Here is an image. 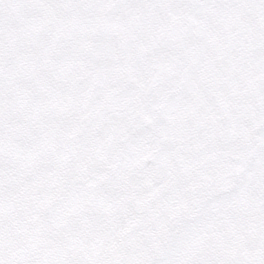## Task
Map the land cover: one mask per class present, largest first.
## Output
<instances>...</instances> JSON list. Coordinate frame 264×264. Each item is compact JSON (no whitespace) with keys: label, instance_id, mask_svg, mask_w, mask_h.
Masks as SVG:
<instances>
[{"label":"snow or ice","instance_id":"1","mask_svg":"<svg viewBox=\"0 0 264 264\" xmlns=\"http://www.w3.org/2000/svg\"><path fill=\"white\" fill-rule=\"evenodd\" d=\"M0 264H264V0H0Z\"/></svg>","mask_w":264,"mask_h":264}]
</instances>
